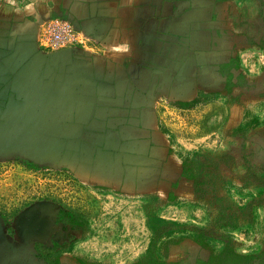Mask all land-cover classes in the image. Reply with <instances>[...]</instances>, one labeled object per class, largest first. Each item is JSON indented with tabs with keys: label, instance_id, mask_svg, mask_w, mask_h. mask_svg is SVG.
I'll return each mask as SVG.
<instances>
[{
	"label": "crops",
	"instance_id": "obj_1",
	"mask_svg": "<svg viewBox=\"0 0 264 264\" xmlns=\"http://www.w3.org/2000/svg\"><path fill=\"white\" fill-rule=\"evenodd\" d=\"M50 18L86 44L48 52L39 38ZM263 43L264 0H0V149L15 136L11 155L28 149L120 198H184L166 116L249 101ZM42 209L35 221H47L21 239L0 225V264H79L58 211Z\"/></svg>",
	"mask_w": 264,
	"mask_h": 264
},
{
	"label": "rangeland",
	"instance_id": "obj_2",
	"mask_svg": "<svg viewBox=\"0 0 264 264\" xmlns=\"http://www.w3.org/2000/svg\"><path fill=\"white\" fill-rule=\"evenodd\" d=\"M262 76L235 109L220 101L166 116L186 197L120 198L56 161L12 154L0 157V225L21 239L45 222L37 210L58 211V237L79 264H264Z\"/></svg>",
	"mask_w": 264,
	"mask_h": 264
},
{
	"label": "built area",
	"instance_id": "obj_3",
	"mask_svg": "<svg viewBox=\"0 0 264 264\" xmlns=\"http://www.w3.org/2000/svg\"><path fill=\"white\" fill-rule=\"evenodd\" d=\"M89 36L67 20L50 18L41 24L40 45L48 52L72 49L86 44Z\"/></svg>",
	"mask_w": 264,
	"mask_h": 264
},
{
	"label": "water",
	"instance_id": "obj_4",
	"mask_svg": "<svg viewBox=\"0 0 264 264\" xmlns=\"http://www.w3.org/2000/svg\"><path fill=\"white\" fill-rule=\"evenodd\" d=\"M12 136H14V135H12ZM15 141H17V142H15ZM16 144H20V141H18V140H15V136H14V139H13V142H12V144L11 145H8V146H5V147H1V149H0V157H3V156H5V157H7V156H9V155H11V153L13 152V149L15 148V145ZM21 150H23V152H26V151H28V149H24V148H22ZM30 151V150H29ZM28 151V152H29ZM22 152V153H23ZM31 152V151H30ZM33 153V152H32ZM25 154V153H24ZM34 154V157L33 156H30V157H32V158H35V159H37V160H44V158H42V157H40L39 155V157L37 156V154L34 152L33 153ZM25 156H26V154H25ZM29 157V156H28ZM27 224H29V223H27ZM25 225V224H24ZM22 228V232H26V231H24V227H21ZM28 228H31L30 226H28Z\"/></svg>",
	"mask_w": 264,
	"mask_h": 264
},
{
	"label": "trees",
	"instance_id": "obj_5",
	"mask_svg": "<svg viewBox=\"0 0 264 264\" xmlns=\"http://www.w3.org/2000/svg\"><path fill=\"white\" fill-rule=\"evenodd\" d=\"M63 248H64V247H63ZM55 249H56V250H55ZM54 250H55V252H54ZM48 251H49V253H48L49 256L51 255V252H52V255H51V256L56 257V256L58 255V252H59V251H62V250H61V249L58 250L57 248H53V249H52V248H49ZM50 251H51V252H50ZM56 251H57V252H56ZM153 261L155 262L156 260H153ZM171 264H177V263H171Z\"/></svg>",
	"mask_w": 264,
	"mask_h": 264
}]
</instances>
